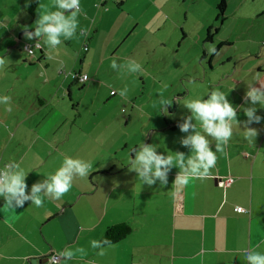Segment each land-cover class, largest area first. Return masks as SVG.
Returning a JSON list of instances; mask_svg holds the SVG:
<instances>
[{
    "label": "crops",
    "instance_id": "1",
    "mask_svg": "<svg viewBox=\"0 0 264 264\" xmlns=\"http://www.w3.org/2000/svg\"><path fill=\"white\" fill-rule=\"evenodd\" d=\"M30 1L0 0V57L11 61L0 70V97H10L8 103H0V167L9 161L20 163L27 172L26 193L54 173L65 155L91 162L93 168L88 178H75L60 199L45 196L42 207L29 201L12 211L0 198V264H50L48 257L66 247L85 249L67 264H247L245 249L264 253V121L252 125L259 129L254 146L234 125L227 155L216 153L210 175L187 185L173 183L176 167L168 173L166 185L157 182L151 187L142 184L128 167L131 149L141 142L155 145L163 154H190L180 143L188 133L178 126L190 115L187 109L179 112L177 120L160 111L163 127L141 122L136 132L126 130L138 115L139 119L146 116L136 110L146 81L160 84L166 91L163 98L175 101L191 92L194 98L207 99L218 88L237 107L238 120H245L240 107L249 106L243 102L247 85L253 82L259 87L254 82L256 73L264 74V34H258L257 42H251L253 46L244 54L228 57V68L220 73L200 65L191 70L190 63L181 62L176 75L199 82L182 93L170 88L177 76L165 81L166 73L146 65L155 51L168 49L178 28L181 39L191 37L195 30L193 47H189L192 56L198 51L207 55L202 32L211 23L179 24V0H122L119 8L104 0H80L76 36L51 51L43 45V38L26 40L24 31H34L38 14L45 9L56 10L54 0H36L29 14ZM218 1L206 4L214 12ZM260 8L264 14V6ZM259 27L264 30V23ZM134 31L139 32L134 47L121 49L128 38L135 39ZM85 42L87 52L81 49ZM24 43L41 46L27 57L20 48ZM220 44L232 47L228 41ZM137 52L145 58L137 61ZM112 59L117 62L115 70L110 67ZM128 60L140 63L143 71L128 74L121 67ZM70 74L85 75L88 80L81 83ZM124 74L131 82L132 98L119 95L125 87L117 79L123 84ZM80 100L88 103L85 110L80 109ZM106 102L114 106L115 113L99 109ZM124 104L131 111L128 115L126 110L117 112ZM177 107L167 109L176 113ZM256 107L257 115L264 117V106ZM211 142L215 151V141ZM228 178L232 179L229 184L220 185ZM235 207L245 212L235 213ZM121 224L130 227L129 235L106 246L103 256L97 255L99 249L91 248L90 241L102 239L108 226Z\"/></svg>",
    "mask_w": 264,
    "mask_h": 264
},
{
    "label": "clouds",
    "instance_id": "2",
    "mask_svg": "<svg viewBox=\"0 0 264 264\" xmlns=\"http://www.w3.org/2000/svg\"><path fill=\"white\" fill-rule=\"evenodd\" d=\"M53 7L55 11L45 9L43 13L38 14V19L33 26L34 31H29L27 28L24 31L26 40L43 38V45L50 51L76 36L79 28L78 17L82 11L80 0H54ZM80 33L86 35V30L80 28ZM40 46L41 44L36 45V47ZM26 51L31 52L32 49L26 47ZM208 52L209 55L218 54L214 45L208 46ZM10 63L7 56L0 57V70ZM110 67L114 70L117 68L115 59H112ZM121 67L126 69L128 74L143 71L142 65L134 60L126 61ZM254 82H257L259 87L254 86L253 82L249 83L243 98L244 104L249 106L240 107L246 117L243 121L238 120L237 107H234L227 99V95L218 88L211 90L207 99L177 98L176 103L181 104L190 113L183 118V123L178 125L182 133H188L180 143L190 149V154L187 156L183 152L163 154L157 151L155 145L141 142L129 153V170L137 174V179L142 184L151 187L157 182L160 185H166L168 173L176 167L178 172L173 183L187 185L192 180L210 175V170L217 161L216 153L227 155L225 149L233 136L234 125L243 130L244 138L250 146H254L259 129L252 125L264 121V117L257 115L256 107L264 106V74L257 72ZM127 93V87L119 91L121 97H126ZM9 101L8 96L0 97V103ZM172 102L173 98L165 99L161 95L158 101L161 111L167 112V107H170ZM194 121L198 123L199 130ZM211 141H215V151L212 150ZM92 168L91 162L65 155L60 167L54 173L47 174L43 182L33 184L30 192L26 193L27 172L20 163L9 161L0 167V198L4 200V207L12 211L23 207L29 201L36 207H42L45 196L60 199L72 188L75 178H88ZM90 246L93 249H99L97 255L103 256L106 246H112V242L103 238L90 241ZM76 253L84 254L85 249L73 250L66 247L50 257V264H67V261L73 259ZM244 257L247 264H264V253L256 251L253 247L244 250Z\"/></svg>",
    "mask_w": 264,
    "mask_h": 264
},
{
    "label": "rangeland",
    "instance_id": "3",
    "mask_svg": "<svg viewBox=\"0 0 264 264\" xmlns=\"http://www.w3.org/2000/svg\"><path fill=\"white\" fill-rule=\"evenodd\" d=\"M209 1L210 0H201L197 3H192V0H185L184 2L182 0L177 1V5L179 7L177 16L179 21L178 23H184L185 27H190L192 23L194 24L195 22H198L201 24L200 21L208 20V23H211V27L213 29H218L212 36V43L210 44V42H205L204 49H208L209 45H214L215 48L219 46L216 49L218 54L209 55V53L206 51V55L205 51H198L192 56L193 50L189 47H193L192 38L194 37L195 30L190 32L191 37L181 39L182 33L178 28L175 32H173V38L171 39V43H169L168 49L165 51L158 49V51H155L146 60V65H148L151 70L160 71L162 74L166 73V76L163 77V80L167 81L173 78L174 75L177 76L176 73H178L177 71L180 70L179 68H181V62L190 63L189 69L191 70L192 66H194V68H198L200 65L206 68L208 71L213 69L212 72L214 74H216V72L220 73V70L228 68V62H226L228 57L233 59L237 58V55L244 54L246 49H250L253 46V42H257L258 34H264V30L259 27L260 23H264V14H261L260 11V7L264 6V0H225L224 19L221 22L215 20L216 12H213V7L211 4H206ZM185 11H187V15H185ZM185 29L187 30V28ZM137 31H134L135 35L133 36L135 39H132V36L128 38L124 45L121 46V49L126 51L134 47L136 39L139 37V32ZM205 33L206 28L204 29V32H202V35L205 36ZM175 40H177V42H175ZM223 41L231 42L232 47H223L220 45V42ZM197 55L198 61L196 62L197 65H195V61L193 62V60L195 57H197ZM135 58L137 61H141V58H145V56L140 52H137ZM232 62H234V60ZM126 75H123V84L121 83L120 78H118L117 81L121 84V86L123 85L124 87H131V82H128ZM187 77L188 76L183 75L177 76L176 79H182L181 83H178V81L174 78V83L170 85L171 90H180L183 93V89H191L192 86L198 85L199 82H191ZM190 77L193 78L192 76ZM130 87L128 88L127 95H130L132 98V88ZM141 87V92L137 98L138 105H136V110L138 114L139 112H142L146 114V116H143L142 119H139L141 116L138 115L135 120L129 123L128 127H126L128 134H130L132 131L136 132L137 126H139L141 122L145 126L159 125V127H163L165 125L163 122L164 119L159 117L161 108L158 101L161 95L164 97L166 91L163 90V87H161L160 84H155L151 81H146V83L141 85ZM192 93L193 92H191V94ZM191 94L185 97L194 98L191 96ZM174 97L176 96L174 95ZM176 104L178 103L173 100L169 108H175ZM87 105L88 103H86L84 100H80V109L85 110ZM99 109L112 110L115 113L114 106H111V104L107 102L101 104ZM120 109L123 111L126 110V115L130 114L131 112L129 107H126L125 104L119 106L117 112H119ZM183 109L185 108L181 104H178L176 113H170L168 109L167 112H161L167 117L174 115L175 120H177L180 117L179 112ZM148 115L152 116V121L149 120Z\"/></svg>",
    "mask_w": 264,
    "mask_h": 264
},
{
    "label": "trees",
    "instance_id": "4",
    "mask_svg": "<svg viewBox=\"0 0 264 264\" xmlns=\"http://www.w3.org/2000/svg\"><path fill=\"white\" fill-rule=\"evenodd\" d=\"M104 1L105 2H110V3L118 6V8H119V4L121 3L122 0H104ZM35 4H36V0H31L28 3V12H29V14H31V12L34 10ZM214 9H215V12H216L215 20L219 21V22L223 21V19H224V11H225V0H219L218 3H216ZM217 29L218 28H214L213 29L212 27H209L208 29H206V33H205V36H204V42H207V43L210 42L211 39H212L213 34L216 33ZM212 30H214V31H212ZM220 45H222V44H220ZM83 48H85V49H83ZM81 49L83 51L87 52L86 42L82 44ZM212 55H214V54H212ZM130 231H131L130 227L128 225H125V224L111 226V227L108 226L105 229V231H104L102 239L106 238V239H108V240H110L112 242V245H114L117 242H119L120 240L125 239L129 235ZM102 239H100V240H102Z\"/></svg>",
    "mask_w": 264,
    "mask_h": 264
},
{
    "label": "built area",
    "instance_id": "5",
    "mask_svg": "<svg viewBox=\"0 0 264 264\" xmlns=\"http://www.w3.org/2000/svg\"><path fill=\"white\" fill-rule=\"evenodd\" d=\"M36 45H37V44H34V45H27L26 43H24V44H22V45L20 46V48H21V50H22L23 52L26 53L27 57H31V56L33 55V50H34V49H39V47H36ZM26 47H27V48H31L32 51H31V52H27V51H26ZM83 49H85V48H83ZM70 78H71V79H77V80H78L79 82H81V83H83L84 81H85V82L87 81V77H86L85 75L70 74ZM231 181H232V179L228 178L224 183L221 182L220 185L223 186V184H229ZM233 211H234L235 213H243V212H245V210L242 209L241 207H235V208L233 209ZM53 255H55V254H51V255L48 257V262H49V263H50V257L53 256Z\"/></svg>",
    "mask_w": 264,
    "mask_h": 264
}]
</instances>
